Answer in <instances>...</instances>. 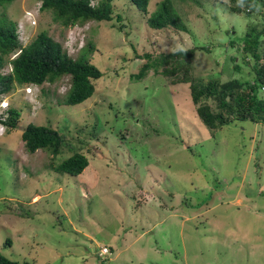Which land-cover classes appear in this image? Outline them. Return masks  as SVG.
<instances>
[{
  "label": "rangeland",
  "instance_id": "obj_1",
  "mask_svg": "<svg viewBox=\"0 0 264 264\" xmlns=\"http://www.w3.org/2000/svg\"><path fill=\"white\" fill-rule=\"evenodd\" d=\"M162 1L151 0L149 14ZM174 2L190 33L149 28L129 0L114 2V21L68 28L41 11L40 0L8 7L24 46L46 31L77 58L92 43L91 58L104 78L77 106L58 104L71 77L32 95L16 86L5 96L22 114L16 131L0 124V252L7 258L21 264H264V125L237 121L214 137L187 85L172 86L153 72L142 81L130 78L147 62L145 54L205 45L210 55L196 56L200 78L250 79L249 69L231 75L235 51L226 47L239 43L251 18L231 13L232 0L204 1V9ZM30 123L51 126L74 152L84 151L91 159L84 173L72 177L50 167L72 156L67 148L54 161L40 149L30 154L22 140ZM121 130L127 131L124 151L117 149ZM91 146L95 158L87 154ZM137 202L145 204L136 209ZM8 238L13 245L4 248ZM104 247L112 254L102 260Z\"/></svg>",
  "mask_w": 264,
  "mask_h": 264
},
{
  "label": "trees",
  "instance_id": "obj_2",
  "mask_svg": "<svg viewBox=\"0 0 264 264\" xmlns=\"http://www.w3.org/2000/svg\"><path fill=\"white\" fill-rule=\"evenodd\" d=\"M40 1L42 3L40 10L50 13L55 22L66 28L84 26L90 22H111L116 18L114 12L116 0ZM150 1L129 0L139 15L144 16L149 28L156 31L172 29L179 33H190L189 27L175 6V0H163L157 5L156 10L149 14ZM183 1L204 9V1L219 3L220 0ZM14 2L15 0H0V7L5 9L0 14V100L16 86L54 84L65 77H71V89L58 101V104L77 106L93 97L97 83L104 78V72L93 63L91 58L97 51L95 45L87 43L79 56L73 58L60 42L52 38L48 32L42 31L31 43L24 46L19 38L17 22L7 13L8 7L10 8ZM230 11L251 18L247 32L239 39V43H230L229 49L226 47L228 52L235 51V54L233 53L228 59L229 63L234 65L231 75L241 74L245 69H249L252 78H231L225 82L220 78L208 81L200 78L196 74L198 67L196 56L198 52L210 55L211 47L205 45L163 53L156 58L145 54L147 62L140 66L138 74L130 75L131 80L138 82L146 79L153 72L155 76L165 78L172 86L187 85L198 118L214 137L224 127L237 121L264 125V0H232ZM260 14L262 20L258 21L257 15ZM116 20L119 29L126 27L122 22V16H117ZM16 54V58L12 59L11 57ZM10 65L12 72L5 74V69ZM228 71L226 68V72ZM118 74L115 73V76L120 75ZM44 93L49 94L45 90ZM21 117L20 110L11 108L5 121L0 119V122L6 125L8 131L13 132L19 128ZM94 135L96 136L95 133ZM117 137L119 139L117 149L126 150L127 131H119ZM96 139L100 141L102 136H97ZM22 140L30 154L40 149L52 155L53 161L63 154L66 148L71 151L73 154L70 158L56 166L54 163L50 164L56 172L78 177L90 165L89 156L81 150L74 152L67 141V136L51 126H37L30 123L23 130ZM87 150V154L91 157L97 156L94 146L87 147ZM137 203L136 209L142 208L145 204ZM12 245V240L8 238L3 247L10 248ZM108 250L106 257L112 254V250L110 248ZM0 264L21 263L7 258L0 252Z\"/></svg>",
  "mask_w": 264,
  "mask_h": 264
},
{
  "label": "clouds",
  "instance_id": "obj_3",
  "mask_svg": "<svg viewBox=\"0 0 264 264\" xmlns=\"http://www.w3.org/2000/svg\"><path fill=\"white\" fill-rule=\"evenodd\" d=\"M41 7V6H40ZM10 67H11V71L9 72V73H11L12 72V66L10 65ZM8 74V73H7ZM24 86H26V88H25V93L27 94V95H32L33 93H35V91H34V89L35 88H37L38 89V87H40V86H37V85H24ZM28 88H30V89H32V93H27V89ZM8 95V94H7ZM6 95H4L3 97H2V99L0 100V112H2V114L0 115V119H2V121H5V118L7 117V113L9 112V110L12 108L11 106H10V102H9V100L5 97ZM0 124H2L1 122H0ZM3 125V127H4V130H5V128H6V131H7V127H6V125H4V124H2ZM4 134V131H2V134H0V136H2Z\"/></svg>",
  "mask_w": 264,
  "mask_h": 264
},
{
  "label": "built area",
  "instance_id": "obj_4",
  "mask_svg": "<svg viewBox=\"0 0 264 264\" xmlns=\"http://www.w3.org/2000/svg\"><path fill=\"white\" fill-rule=\"evenodd\" d=\"M27 93H32V89L28 88V89H27ZM1 114H2V112H0V115H1ZM108 253H109L108 248H107V247H104V248L100 251V253H99V257H100L101 259H104Z\"/></svg>",
  "mask_w": 264,
  "mask_h": 264
}]
</instances>
